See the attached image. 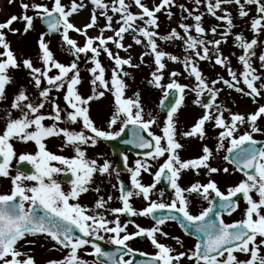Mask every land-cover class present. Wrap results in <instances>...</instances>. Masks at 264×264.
<instances>
[{
  "label": "snow or ice",
  "instance_id": "1",
  "mask_svg": "<svg viewBox=\"0 0 264 264\" xmlns=\"http://www.w3.org/2000/svg\"><path fill=\"white\" fill-rule=\"evenodd\" d=\"M193 2L197 8L177 5L176 0H160L152 8L142 3V0H131V3L128 0H110V3L90 0V21L77 27L70 17L86 7L83 0H69L67 5L62 0H50V6L21 0L22 14L11 15L0 22V103L8 101L7 87L14 81L10 70H26L35 90L30 92L21 86L10 102L0 108L3 113L0 119L4 121V127L0 130V178L8 179L11 185L9 192L0 194V264H35L34 257L19 251L17 245L21 241L34 243V240L29 241L27 238L41 235L54 242L53 248L66 250L61 259L49 260L46 264H89L78 254L85 246L91 248L85 255L94 257L92 264H181L182 259H187L191 264H264V255L260 254L261 245H264V141L254 138V134L264 135V128L258 123L264 118V104L258 102V98H264V42L258 39L264 32V0ZM8 3H13V0H8ZM201 3L209 15L223 22L220 39L204 38V13L194 14ZM232 4L236 5L240 18L249 15L246 6L255 5L256 15L250 19L253 33L251 40L245 39L241 33L231 32L235 27L231 12L222 6ZM133 6L139 11H131ZM173 6L187 13V16H181L178 25L183 34L173 28L167 34L160 35L156 13L163 9L167 17L171 18L173 14L169 9ZM29 10L33 12L32 15L27 14ZM218 10L223 14H217ZM116 15L119 17L115 21L118 27L113 28ZM99 17L104 18V25L99 28L98 35L89 36L87 30L98 26ZM188 18L194 23L183 22ZM35 19H39L47 29L40 33L37 41L40 66H36L30 57L18 60L4 31H20L10 26L13 22L23 21V32L27 33L32 30ZM217 27L212 26L209 31L216 35ZM193 30L195 36L191 34ZM105 31H111L113 35L104 36ZM70 32L82 36L83 44L72 38ZM126 33L131 35L136 45H144L149 50L140 54V63L144 62L145 55L153 58L155 67L147 83L163 92L158 105L166 113L162 126L152 112L145 114L139 92L130 97L126 95L128 85L124 77L130 76V73L124 71V66L135 68L139 64L132 63L131 55L121 57L108 46L111 43L116 49L127 51L131 45L122 43ZM52 34L59 35L62 50L72 57L68 64L55 58L49 42L45 40L46 35ZM229 35H233V46L242 50L237 57L242 66L239 72L232 68L229 58L223 55L220 48L222 43L227 42ZM158 40L182 41L183 59L159 49ZM258 47L261 48L258 55L260 70L253 66ZM101 54L114 65L110 77H106V69L99 59ZM82 56L91 85L90 94L86 97L78 90V85L83 82L79 67ZM165 59L180 63L187 77L194 79V85L190 87L180 83L176 79L180 76L177 71H170L168 82L163 83L167 67ZM213 60L215 65L227 71L230 79L217 74L209 82L198 62ZM53 70H56L55 73L50 74ZM241 83L245 87H241ZM217 84L250 97L258 107L247 115L230 112L216 102L221 91L216 87ZM186 90L195 94L193 103L203 109V114L188 130L178 131V112L184 106ZM53 92L62 93L63 107ZM106 93L112 97V111L107 128L102 129L91 118L90 102L103 98ZM205 94L207 102L201 99ZM170 96L171 102L166 103ZM46 106L50 110L42 111ZM14 111L18 113L15 116ZM225 112L229 113L227 118ZM46 120L51 123L45 124ZM207 123L219 130L216 135V153L226 151L222 159L243 177L234 186H228L226 191H221L212 175L221 171L228 174L229 168L212 166L214 153L207 144L202 145V154L196 158L182 159L179 155L184 145L177 137L203 141L207 136ZM61 124L64 126L61 127ZM76 124L81 125L79 130L69 127ZM154 125L159 128L160 134L152 130ZM114 126H118V130H114ZM241 126L246 130L237 134ZM126 129L129 138L121 142L144 150L137 154L140 158L134 161V166H129L128 156L120 153L124 170L129 174V184L120 179V171L109 160L104 159L103 163H99L98 159L89 158L86 151L95 148L100 141L116 140ZM48 138L60 139L59 150L62 152L70 148L73 155L64 156L49 151L46 144ZM14 142L22 145L31 143L34 151L22 150L17 155ZM161 158H164L163 162L152 173L150 161H159ZM13 160L17 164L15 175H11ZM24 163L30 166V171L22 170L20 166ZM201 169L205 170L204 175L208 177L206 183L196 181L187 187L181 186L179 181L182 173L192 171L200 175ZM142 173L151 175L152 183H142ZM97 174L100 177H112L115 174L116 183L112 187L118 192L119 207H106L113 197L109 195L105 199L99 195L100 187L92 186ZM162 180L171 190L169 202H164L166 193L163 188L159 190V200L151 198ZM63 183L69 185L67 190L62 187ZM90 191L97 193L91 208L79 203L81 195ZM193 194L208 205L199 214L190 211L189 196ZM133 198L142 199L146 206L136 209L131 202ZM241 198L246 205L241 211L242 218L226 223L223 215L235 212ZM106 213H110L113 218L108 219ZM121 215L151 218L154 224L145 228L134 221L122 222ZM168 221L178 223L186 233L195 237L191 249L175 252L172 247L159 242L158 235L168 238V233L162 228ZM128 223H132L136 231L129 233ZM135 237H146L156 251L150 255L137 253L128 245ZM171 239L183 247L179 237L173 236ZM98 241L114 246V250H104ZM237 252L248 254L249 258L241 260L235 255ZM137 254L146 258L136 261L125 259V256L134 257Z\"/></svg>",
  "mask_w": 264,
  "mask_h": 264
},
{
  "label": "rangeland",
  "instance_id": "2",
  "mask_svg": "<svg viewBox=\"0 0 264 264\" xmlns=\"http://www.w3.org/2000/svg\"><path fill=\"white\" fill-rule=\"evenodd\" d=\"M23 2L29 3V4H31L32 2L46 3V4H49L50 6V0H23ZM62 2L66 5L69 4V0H62ZM83 2L85 3L86 7L80 10L78 14H74L72 17H70V21L77 27H82L84 24L90 21L92 5L90 4V0H83ZM105 2L110 3V0H105ZM128 2L131 3V0H128ZM159 2L160 0H142V3L146 4L149 8H152L154 3L158 4ZM211 2L214 3L215 0H211ZM20 3H21V0H13V3L11 4L8 3V0H0V22H4L11 15H14V14L18 16L21 15L22 9L20 8ZM176 4L177 5L184 4L189 9L197 8L193 0H176ZM222 7H226L228 11L231 12V15L233 18V24L235 25V27L231 29V32L233 34L241 33L245 37V39L251 40L253 38V33L250 30V19L256 15L255 5L246 6V8L249 9V15L245 18H240L238 16L237 7L234 4L223 5ZM130 10L136 13V8L134 6L131 7ZM169 11H171L173 14L171 18L167 17L166 12L163 9L161 10V12L156 13L158 17V24H159L157 31L159 32L160 35H165L171 29L175 28L178 32L183 34V30L180 29L178 25L181 22V16H187V13H183L181 9L177 6H173L171 9H169ZM199 13H204L202 17V26L206 29V35L204 38L207 40L220 39L219 33L223 31V22L217 21L215 20L213 16L209 15L203 3H201V5L198 7L197 11L194 14H199ZM27 14L32 15L33 12L29 10ZM109 14L111 15L110 12ZM217 14L222 15L223 13L219 12L218 10ZM118 18H119L118 15L114 16L113 28L118 27V25L115 22ZM104 22H105L104 18L99 17L98 26L88 29L87 30L88 35L89 36L98 35L99 28L104 25ZM183 22L187 24L194 23V21L191 18H188L184 20ZM137 23H142V22L137 21ZM23 26H24L23 21L13 22V24L10 27L14 29H19L20 31L13 33V32L4 30L6 32V39L9 41L11 50L15 53L18 60H22L23 58L30 57L33 60L34 64L36 66H39L40 65L39 61L37 60V57L34 55L38 53L37 41H38L39 35L40 33L45 32V31L40 26L39 19L34 20L32 30L28 31L27 33L23 32ZM212 26H218L216 35H213L209 31V29ZM69 34L72 38L76 39L80 44H83L84 38L82 36L78 35L75 32H70ZM191 34L193 36L196 35L194 30L191 32ZM111 35H113L111 31L104 32V36H111ZM258 39L264 42V32H261ZM45 40L49 42V47L55 54V58L58 61L65 63V64H68L71 61L72 57L69 56L66 51L62 50L63 45L61 44L59 35L57 37H50L49 35H46ZM122 43L125 46L130 44L131 48H129L127 51H124V50L116 49L115 46L111 43H109L108 46L114 53H118L121 57L126 58L129 55H131L132 63L139 64V67H135V68L124 66V71L130 73V76L124 77V80L126 84L128 85V88L126 90V95L130 97L133 95V93L139 92L142 104L144 106L145 114H147L148 112H152V114L157 117V120L162 119V117L159 116L161 114L158 111V103L160 102L163 92L162 90L156 89L153 86L152 88L147 87V84H148L147 81L151 79L150 72L154 70V67H155L154 63H152L153 58L151 55H145L143 57V60H144L143 63H140V60H139L140 54L142 52L149 51V50L146 49L144 45H136L133 42L131 35L128 33L125 34V38L122 41ZM157 43H158L159 49L164 50L166 53L177 55L178 57L183 59L184 51H183L182 41L180 40L160 41L158 40ZM220 48H221L223 55L229 58L232 68L236 70L237 72L241 71L242 66L238 63L237 57L241 54L242 50L233 46V35H229L227 38V42L222 43ZM0 51H2V49H0ZM260 51H261V48L258 47L256 49L257 56L253 57V66L257 67L258 70H260L259 61H258V55ZM99 59L101 60L103 66L106 69V77H110L111 69L114 66L112 61H110L106 56L102 54ZM165 63L167 67L164 70V80L162 81L163 83L168 82V73L170 71H177L180 73V76L176 77V79L180 83L187 84L190 87L194 85L195 83L194 79L187 77V73L184 72L183 66L180 63H173L171 61H168L167 59H165ZM198 66L202 70L203 74L204 72L208 71V68L212 69L211 74H209V76L215 75L212 77V79H215L217 77V74L223 76L225 79H230L225 69L221 68L218 65H214V60L213 61H199ZM79 67H80V74H81L83 82L82 84L78 85V90L82 96L86 97L90 94L91 85L89 84L90 77H89V73L87 72V66L84 63L83 56L81 57ZM54 73H55V70H53V72L50 74H54ZM10 75L13 76L14 81L12 84H10L7 87L8 101L0 103V108H3L4 106L8 104V102H10V100L13 97V94L17 92L21 86L25 87L30 92L35 91L33 88V85L30 83V77L28 76L26 70H23L22 68L17 69V70H10ZM204 76L207 77L205 74ZM208 80L209 82L211 81L209 78ZM240 86L245 87L242 83ZM216 87L221 89L216 102L222 104L224 107L229 109L230 112L232 113H240V114L247 115L248 113L254 112L255 109L258 107V104H254L250 97L243 96L242 94L237 93L232 89H227L222 84H217ZM245 90L247 89L245 88ZM53 95L58 97V102L60 103L61 107H63L64 105H63V100H62V93L57 94L53 92ZM204 96H206V94L203 95L201 99H203ZM194 99H195V94L191 91L186 90L184 106H182L178 112L177 128L185 127L188 122L190 123V127H191L192 123L196 120V118H198L200 115L203 114V109L193 103ZM258 102L259 104H264V98H258ZM49 110L50 109L46 106V108L42 111L48 112ZM111 111H112V97L110 93H106L105 96L99 100H93L90 102V115H91L92 120L96 122L97 124L103 125L105 124L104 122L105 120L106 125H107V120L110 117ZM17 114L18 113H16L15 111L13 112L14 116ZM0 115H3V113L0 112ZM224 115L227 118L229 113L225 112ZM192 117H194L195 120L192 119ZM158 122L162 124L161 120H158ZM44 123L49 124L51 122L46 120ZM258 123L262 128H264V118H261L258 121ZM60 126L63 127L64 125L61 124ZM79 126L80 124H76V125H70L69 127L77 130ZM3 127H4V121L0 119V130H2ZM205 128H206L207 136L202 141L201 143L202 145L207 144L208 141L216 140V135L219 131L218 129H214L211 123H207ZM114 130H118V126H114ZM245 130L246 128L244 126H241V128L239 129V133L237 134H242L243 131ZM177 138L179 139L180 137L178 136ZM254 138L260 141H264V135L254 134ZM191 139L192 138L185 139L189 141L188 145L187 143L183 144L185 150H189L188 146L192 147V144H195V146H198L197 141L190 142ZM179 142L182 143V138L179 140ZM60 143H61V140L58 138H48L46 140L47 148L49 151H52L53 153L64 155V156L73 155L72 150L70 148H66L64 149V151L61 152L58 147ZM212 145H214V147H211V149L213 150V153L215 154L216 141ZM225 146H227V143H225ZM15 148H16L17 155H19V153L22 150H27L29 152L34 151V145L31 143L26 144V145L15 143ZM222 153L224 152L222 151ZM13 161L15 162V160ZM15 174H16L15 171L11 173V175H15ZM227 176H229L227 178L228 183L226 182V185H225L227 187L234 186L236 183H238L243 178L239 176L236 178L230 173H228ZM8 181H9L8 179L0 178V188L2 189L4 185H5L4 187H7L9 185ZM222 181L225 182L224 174H222ZM111 182L113 181L111 180ZM1 189H0V192L2 191ZM253 196L255 197V193H253ZM113 205H114V202L112 200L110 206L113 208ZM245 207L246 205L244 201L241 200L239 202V208L237 209V211L232 216L225 217L224 221L226 223H229V222L240 220L242 218L241 211ZM127 231L129 233H132L133 229L127 228ZM37 245L39 246L41 244L37 243ZM128 245L129 247L133 248L136 251L142 250V248L139 247L138 244L134 242V240L129 241ZM170 246L173 249H175V252L183 251L180 245H178L176 242H170ZM22 247L23 245H21L19 242V244L17 245V249L25 253ZM52 250L50 251L48 250L49 254L47 255V257H44L43 256L44 253H41L39 255L43 257L34 258L35 264H46L47 261L54 260V259L56 260L61 259L66 254V253H63L62 256H59L56 252ZM85 253L86 251L82 250V251H79L78 254L82 258H84ZM260 254L264 255V245H261ZM235 255H237V257L241 260H246L249 258L248 254H243L239 252L235 253ZM23 258L24 257H21V259ZM86 260L89 261V264H92L91 260L89 259H86ZM189 263L190 262H188L186 259L181 260V264H189Z\"/></svg>",
  "mask_w": 264,
  "mask_h": 264
},
{
  "label": "flooded vegetation",
  "instance_id": "3",
  "mask_svg": "<svg viewBox=\"0 0 264 264\" xmlns=\"http://www.w3.org/2000/svg\"><path fill=\"white\" fill-rule=\"evenodd\" d=\"M158 120H160V119H158ZM162 121L163 120H161V122ZM104 122H105V124H103V125L97 124L96 122H95V124L99 128L106 129L107 128L106 121L104 120ZM160 125L162 126V124H160ZM80 128H81V125L77 128V130H79ZM152 130L154 132H156L157 134H160L159 128H157L156 125L153 126ZM185 130H188V129H186L184 127L178 128V131H185ZM180 139H181V137L179 138V140ZM194 141H197L198 146H195V144H192V147L188 146L189 150H185L184 147H183V149L179 150V155L182 159H191V158H196V157L200 156V154L202 153V151H201L202 141L199 139H195V138H192L190 140V142H194ZM215 141L216 140L208 141L207 142L208 147H210V148L214 147V145H212V144H214ZM184 143L185 144L187 143V145H188L189 141L182 138L181 144H184ZM86 151L88 152L87 156L89 158L98 159L99 163H103V160L107 159L112 163L113 167L116 168V162H115L114 158L112 157L110 150L105 145V141H100L95 148H93V149L88 148ZM91 151H92V153H91ZM143 151L144 150L137 149V152L132 153V152H128L125 149L122 150V152L128 156L129 166H134V161L137 158H140L137 154L142 153ZM222 157H223L222 151H221V153H218V154L215 152L214 159L211 161L212 166L221 167V168L228 167L229 173L237 178L238 177L237 172H234L232 170V167H230L229 165L228 166L224 165V161H223ZM163 159L164 158H161L159 161H150V163H152V165H153V167L151 168L152 173H154L157 170L159 163H162ZM13 164H14V161H13ZM12 168H13V166H12ZM204 171H205L204 169H201L200 175H196L192 171H186V172L182 173V176H181L179 183L183 187H187L191 183L196 182V181H199L201 183H206L208 177L206 175H204ZM12 172H13V170L11 169V173ZM222 174H224L225 182L222 181ZM228 177L229 176H227V174L223 173L222 171L212 175V179L217 182L221 191H226L227 186H225V185H226V182L228 183V179H227ZM58 179H60V177H58ZM120 179L123 180L125 184H129V174L127 173L126 170H124V165H122V167L120 169ZM111 180L113 182H111ZM141 181L144 184H150V183H152V176L149 175L148 173H142L141 174ZM8 183H9V185L7 187H4L5 186L4 185L2 187V189L0 188L2 190L0 192V194L10 191V187H11L10 181H8ZM115 183H116L115 174H113L112 177H107V176L100 177L97 174L95 177V183L92 185L93 187H96L97 185L100 187L101 191H100L99 195L103 196L105 199H107V197L109 195H111L113 197V199H112L114 202L113 208H115L117 205H118L117 207L120 206V202L117 199L118 192L116 189H114L112 187V184H115ZM62 187L65 190H67L69 185L67 183H63ZM161 188H163L165 190V193H166V195L164 197V202H169L171 190L168 188L167 184L163 180L159 184H157L156 189L154 190V193H153L151 198L154 200H159L160 198L158 196V193H159V190ZM96 198H97V193L90 191L88 193H84L81 195V197L79 198V203L81 205H85V206H88L89 208H91L93 206ZM189 200H190V211L192 212V214H199V212H200V210H202V208L208 206L206 201L202 200L200 197L196 196L195 194L189 196ZM131 202L136 209H140V208L146 206V203L144 201H142V199H140V198H133ZM110 205H111V202L108 203L106 205V207L112 208ZM234 213L235 212H233L231 214V216ZM106 217L108 219L113 218L110 213H106ZM120 219L122 222H124L126 220L127 221H134L136 224L140 225L141 227H145V228L151 227L154 224V221L151 218H145V217H139V216L129 217V220H128L126 216L121 215ZM229 223H231V222H229ZM127 228L133 229L132 232L136 231V229L133 227L132 223H128ZM162 228H163L164 232L168 233V238H165V237L158 235L157 239L159 240V242L164 243L165 245L170 246V242H176L175 240L171 239V237H173V236L179 237L180 240L183 242V247L180 246L183 251H187V250L191 249L193 247V245L195 244V240L191 237L184 235L181 232L178 224L173 222V221L166 222L165 225L162 226ZM27 239L30 241L34 240L35 243L26 244L24 241H21L20 244L23 245V251L26 248H28L30 252L25 251V253L28 256H32L34 258L43 257V256L47 257V255L49 254V251L52 249H54L52 251L56 252L59 256H62L63 252L66 251V250H60L58 248H53L52 245L54 244V242H52L49 238H46L43 235L38 236V237L29 236ZM132 240H134L138 244V246L142 248V250H138L139 252H144V253H147L150 255L156 251L154 249V247L151 245L150 241L147 240L146 237H141V238H139V240H137V238L135 237ZM100 242L105 243L104 241H100ZM37 243H40L41 245L38 246ZM105 244H107V243H105ZM107 245H110V244H107ZM82 250H85L86 252H90L91 248H90V246H85L84 249H81L79 251H82ZM41 253H44V255L40 256L39 254H41ZM84 258L89 259L91 261H93V259H94V257L87 256L85 254H84Z\"/></svg>",
  "mask_w": 264,
  "mask_h": 264
},
{
  "label": "water",
  "instance_id": "4",
  "mask_svg": "<svg viewBox=\"0 0 264 264\" xmlns=\"http://www.w3.org/2000/svg\"><path fill=\"white\" fill-rule=\"evenodd\" d=\"M41 24H42V26L44 27V29L47 31L46 26H45L42 22H41ZM52 35H57V34H52ZM171 100H172V97L170 96V97L168 98V101H166V103L171 102ZM162 112H164V111H162ZM126 130H127V129H126ZM107 144H108L109 147L111 148L112 153L114 154L115 158H116L117 161H118V167H120V165H121V158H120V155H119V151H120L119 138L116 139V140H113V141H107ZM20 167L22 168V170H25V169H26V170H29V171H30V166L27 165L26 163H24V164L21 165ZM14 168H15V170H16V168H17V164H15ZM182 230L185 232L184 229H182ZM185 233H186V232H185ZM190 234H191V233H190ZM101 247L104 248V250H106V251H112V250H114V246H113V247H108V246H104L103 244H101ZM145 258H146V257H141V256H139L138 254H137L136 256H134V257H131V259H132L133 261H136V260H142V259H145Z\"/></svg>",
  "mask_w": 264,
  "mask_h": 264
}]
</instances>
